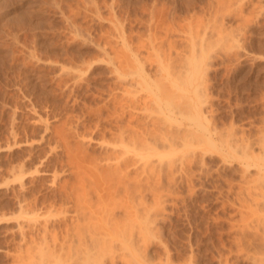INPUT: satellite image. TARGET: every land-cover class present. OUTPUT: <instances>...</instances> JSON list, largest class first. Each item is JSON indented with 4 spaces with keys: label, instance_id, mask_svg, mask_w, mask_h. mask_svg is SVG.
I'll return each instance as SVG.
<instances>
[{
    "label": "rangeland",
    "instance_id": "374dc122",
    "mask_svg": "<svg viewBox=\"0 0 264 264\" xmlns=\"http://www.w3.org/2000/svg\"><path fill=\"white\" fill-rule=\"evenodd\" d=\"M157 49L170 50L163 72L183 70L182 95L196 87L201 117L220 135L196 148L189 179L176 170L159 198L150 191L160 209L145 239L62 248L69 226H85L73 196L81 166L107 165L118 125L144 121L136 74L120 77L118 64L144 57L159 71ZM245 140L254 150L264 142V0H0V264H254L244 257L264 247L242 232L243 164L225 151Z\"/></svg>",
    "mask_w": 264,
    "mask_h": 264
},
{
    "label": "bare ground",
    "instance_id": "6f19581e",
    "mask_svg": "<svg viewBox=\"0 0 264 264\" xmlns=\"http://www.w3.org/2000/svg\"><path fill=\"white\" fill-rule=\"evenodd\" d=\"M149 46H147L148 49L152 47V45L150 47ZM153 47L155 46L153 45ZM138 49L136 51L137 53ZM151 49L150 51H155ZM136 52H133L135 56L138 55ZM160 52L161 51H159V55H157L159 62L156 60L153 61L158 62V66L156 68L160 70L158 71L157 69H155L158 72L164 69V62L169 60L168 58L170 57V54H167L170 53V50L167 52L162 51V53L165 54H160ZM177 52L179 51H176L175 53ZM151 55L152 54H150V56ZM142 56H140V58H142ZM148 56L146 55V57ZM140 58L139 56L137 57V59L139 60ZM153 58L157 59L156 57ZM149 59L147 58L148 63L149 61L152 62L151 58ZM175 59L177 60V58ZM141 60L136 67L134 64L130 66L129 64L131 62L127 61L129 63V69L126 70L123 69L124 67L122 68V63H120L118 64L117 71H119V76L121 75L120 77L122 78L123 75L130 74L129 76H131L136 74L134 78L137 81V86L141 90V92H144V95L142 94L143 96L140 93L142 98L141 96L139 97L143 102V108H141L144 109V112H141L144 113V115H142L144 116V118L141 117L142 120L140 118V123H142L144 119L143 124H138L137 121L136 129L138 130L134 131L126 129L127 127L118 125V129H116L117 135L114 139L116 140V142H114L115 147L114 145H112L113 148L110 149L112 151L109 154V157H107V165H99L97 163H92L91 165H85L83 163L82 166L80 165L82 171H79V180L75 182L78 185L76 189L75 187L73 189L75 190L73 191V193H75V195L73 196H75L74 200H77L75 204L78 207L76 208V219H78L79 222L83 220V222H85V226H81L79 224L75 225L77 221L74 222V225L76 227L69 226L71 229L74 228L72 229V232L74 233L70 236L69 233H65L67 237L65 236V238L63 236V241L59 240L62 241V248H64L67 245L66 243L69 242V249H72L73 245H75L76 248H87L89 250V248L91 247L98 248L105 246H114L117 243L116 240H118L121 245L131 247L136 245L139 240L145 239L151 229V222L153 221L152 219H155L151 216V214L157 210L159 212L160 209L158 207L159 209L156 208L157 210L155 209V211H151L153 209H151V207L155 205V203H153V205L151 206V203L148 202L149 200L147 196L149 195L150 191L156 193V186H161L164 183L163 179H166L168 182H172L173 180H175L176 170L179 172L181 181H183L184 178L189 179L190 175L192 174V170H190L189 167L191 164H193L192 162H195V159L198 158L196 148L201 145L200 143L204 140H207L208 142L213 141L214 134L218 132L216 127L211 126L209 122H205L201 117L200 98L196 87H194L196 91L194 90L192 94H189L187 96L182 95V92L186 90L179 86L181 82L179 81L181 76H183V78L185 76L182 69H173L172 71L167 70L166 72H163L164 70H162L159 74L155 73L156 71H152V73L148 72L150 70H145L144 64L146 63V59L143 57ZM172 60H174V57ZM169 63L172 64V62L170 61ZM186 65L185 67H188V65ZM130 67H132V69ZM130 78L134 79L133 77ZM181 80L183 81L184 79ZM133 82L135 83V80H133ZM168 83L177 86L178 90L170 88L171 85H169ZM135 92H137V89ZM200 93H202V91ZM130 95L131 94H129V96ZM135 99H138V97L135 96ZM140 99L138 100L141 102ZM130 128L133 129V127ZM234 142L227 145V147H225V151L227 155L230 154L239 158L242 162L241 165L243 164L244 171L242 172V178L243 180H246L244 181L245 183L242 186L243 188L241 187L242 190L240 191V193L242 195L241 200H239V204L241 205L242 209L241 219L245 221L242 227L245 230H243L242 228L241 229L243 233L245 232V234L247 231L249 233H255V236L258 237V239L255 237L258 240H256V243H260L264 247V142H258L261 145L259 146L261 147V149H257L258 151L254 150L253 142L251 144L252 146H250L249 143H245L246 140L244 141V143L241 141L242 143L241 145H239L240 147H237V144H235ZM211 144L212 143H210V145ZM16 168H14V170ZM130 168H135L136 171L138 170V174H134L133 176L132 174H130L129 176ZM250 168H254L255 172L253 173V175L249 174L251 177H248L246 175L248 177L247 179L245 178L244 173L247 172ZM18 169L21 171V166H19ZM157 170L159 172L161 171L160 174L159 172H157L159 174L157 177L159 178L157 182L158 184H156V182L153 183V181H157V179L153 181L150 180L152 177L151 175H154L155 171ZM189 170L191 172H189ZM21 176L22 175L19 176L20 179ZM160 190L161 189H159V191ZM155 196L156 198H159L158 194H153V197ZM156 198H153L155 202L158 200H156ZM159 202L160 201H158L157 203ZM158 205H160V203ZM153 214L157 215L159 213L156 212ZM54 216L56 217V215ZM66 217L69 218V216L67 215ZM71 221L73 222V220ZM83 222L80 223L84 224ZM66 223L68 224L70 222ZM238 225L241 226L242 224H240L239 222ZM45 226L47 227V225ZM45 226L44 229H46ZM64 229L66 232L69 228ZM86 230H89V232H86ZM114 232H119L120 236L112 235V233ZM133 233H136L137 236L132 237V235H136ZM107 234L111 235L107 236ZM54 235L56 236V234ZM56 239L57 237L53 240L57 241ZM242 239L244 240V238ZM248 239L249 238H247L246 240L249 243L250 239ZM246 240L244 243H246ZM55 241L53 242L55 243ZM239 242L240 241L238 240L237 244H239L240 246ZM252 243L249 244L253 246ZM245 245H247V243ZM250 245L249 247L251 248ZM239 248L241 249L242 247ZM262 250L263 252L261 253H264V249ZM249 252L251 254L246 255L245 257L243 256L245 259L248 256V258H252V262H254V264H256L257 262H259L257 264H260L261 262L264 264L263 255L252 254L251 249ZM244 253L246 254L245 251ZM82 254L83 253H81V255ZM83 256H85V254H83ZM76 263L77 262H75V264Z\"/></svg>",
    "mask_w": 264,
    "mask_h": 264
}]
</instances>
